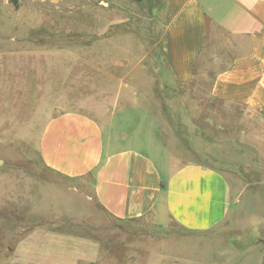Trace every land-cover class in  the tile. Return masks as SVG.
<instances>
[{"label":"rangeland","instance_id":"obj_1","mask_svg":"<svg viewBox=\"0 0 264 264\" xmlns=\"http://www.w3.org/2000/svg\"><path fill=\"white\" fill-rule=\"evenodd\" d=\"M175 1L0 0V264H264V117L170 84L161 37ZM65 111L162 169L175 158L220 171L231 211L218 234L188 238L160 212L118 221L92 175L45 169L39 128Z\"/></svg>","mask_w":264,"mask_h":264},{"label":"crops","instance_id":"obj_2","mask_svg":"<svg viewBox=\"0 0 264 264\" xmlns=\"http://www.w3.org/2000/svg\"><path fill=\"white\" fill-rule=\"evenodd\" d=\"M174 10L161 37L170 84L264 117V0H176ZM113 142L96 119L65 111L42 123L37 145L48 171L70 180L92 175L96 201L118 221L147 223L162 213L169 228L177 225L188 238L218 234L231 211L230 185L220 171L175 158L162 169L146 153L117 150Z\"/></svg>","mask_w":264,"mask_h":264},{"label":"water","instance_id":"obj_3","mask_svg":"<svg viewBox=\"0 0 264 264\" xmlns=\"http://www.w3.org/2000/svg\"><path fill=\"white\" fill-rule=\"evenodd\" d=\"M136 1H141V0H136Z\"/></svg>","mask_w":264,"mask_h":264}]
</instances>
